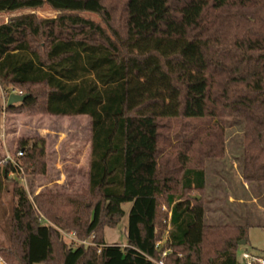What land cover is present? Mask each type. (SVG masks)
Masks as SVG:
<instances>
[{
  "label": "trees",
  "instance_id": "trees-1",
  "mask_svg": "<svg viewBox=\"0 0 264 264\" xmlns=\"http://www.w3.org/2000/svg\"><path fill=\"white\" fill-rule=\"evenodd\" d=\"M44 5L54 18L0 24V87L26 95L4 110L0 95V117L87 118L88 166L68 191L30 196L6 183L14 168L0 155V196L13 199L3 261L240 264L248 227L204 224V166L224 157L226 120L238 119L241 178L264 183V0H0V14ZM17 149L26 177L45 173L43 140ZM124 203L126 245H107Z\"/></svg>",
  "mask_w": 264,
  "mask_h": 264
},
{
  "label": "rangeland",
  "instance_id": "rangeland-1",
  "mask_svg": "<svg viewBox=\"0 0 264 264\" xmlns=\"http://www.w3.org/2000/svg\"><path fill=\"white\" fill-rule=\"evenodd\" d=\"M34 14L41 19H50L56 16V12L44 5L38 9L21 10L14 13L0 14V24L9 18L22 14ZM85 18L99 22V18L93 14H80ZM11 87H0L2 98ZM88 119L76 118H51L45 116L29 115L24 113L5 114L0 117V155L7 154L15 158L18 151V140L27 139L32 143L35 139L44 142L45 173L35 178L26 177L25 190L30 196L37 195L43 190L52 192L68 191L66 179L69 173L74 174L77 169H87L89 157V130ZM242 132L243 122L238 119H228L225 124V153L219 160H208L205 163V188L203 192L206 226H233L231 215L236 217L241 224L264 225V218H257L258 213L264 211V183H247V189L241 186L242 169ZM83 181L82 177L77 178ZM8 185L13 182L6 181ZM20 185V184H19ZM21 187V186H20ZM231 198H241L245 204L233 205ZM255 198V201L252 198ZM255 203H254V202ZM13 199L9 192L0 196V244L7 245L9 233V218ZM131 203H124L121 209L124 212L120 222L113 228H104L103 241L107 245H126V230L128 225V213ZM164 209V208H163ZM261 209V212H260ZM252 219V221H251ZM235 221V222H237ZM167 224L164 237L160 245L164 244L165 235L169 231V215L165 220ZM254 223V224H255ZM248 243L246 249L251 253L257 250L254 244L264 246V228L247 229ZM68 243V238L63 236ZM87 243L90 240H86ZM254 243V244H253ZM238 261L239 259V255ZM0 264H6L0 257Z\"/></svg>",
  "mask_w": 264,
  "mask_h": 264
},
{
  "label": "built area",
  "instance_id": "built-area-1",
  "mask_svg": "<svg viewBox=\"0 0 264 264\" xmlns=\"http://www.w3.org/2000/svg\"><path fill=\"white\" fill-rule=\"evenodd\" d=\"M10 94H15V95H19L22 96L23 93L20 91H16L14 89H10V92L3 97V104L6 103L7 98ZM23 156V150H18L15 154V158H10V156L7 154L4 155V163H9L11 164V166H13L14 171L13 172H9L7 174V181H11V182H17L18 184H20V186L22 188H24L25 190H27L26 188V184H27V180H26V176L24 174L23 168L20 164L19 159ZM62 236H65L66 238H68V243H79L81 245L84 246H88L91 245V242L87 243L86 241H77L75 240V238L73 237L72 234H66V233H61ZM160 242L156 244V246H159ZM239 263L240 264H264V259L260 256H255L252 255L250 253H248L247 251H241L239 253ZM156 264H162L161 262H158Z\"/></svg>",
  "mask_w": 264,
  "mask_h": 264
},
{
  "label": "crops",
  "instance_id": "crops-1",
  "mask_svg": "<svg viewBox=\"0 0 264 264\" xmlns=\"http://www.w3.org/2000/svg\"><path fill=\"white\" fill-rule=\"evenodd\" d=\"M241 186H243V189H247V183H245L243 180H242V178H241ZM254 201H255V198L253 197L252 198ZM253 201V202H254ZM229 202H230V204H233V205H239V204H245V202L241 199V198H239V197H237V198H231V197H229ZM255 203V202H254ZM260 212H261V209H260ZM231 217H232V219H233V223H235L232 227H241V226H244L245 224H241V222L240 221H237L236 220V217L235 216H233V215H231ZM257 218H264V211L262 210V214H260V213H258V216H256ZM204 221H205V210H204ZM235 221H237V222H235ZM251 221H252V219H251ZM255 222H253V223H251V224H248V222H246V226L249 228V229H254V228H264V225L263 224H254ZM210 226V225H209ZM212 226V225H211ZM169 229H170V227H169ZM254 244V243H253ZM255 246L254 247H256L255 249L257 250V252L256 253H251V252H249L247 249H246V247L245 246H243L241 249H240V252L241 251H247L248 253H250V254H252V255H255V256H260L262 253H264V246L263 245H258V244H254Z\"/></svg>",
  "mask_w": 264,
  "mask_h": 264
},
{
  "label": "water",
  "instance_id": "water-1",
  "mask_svg": "<svg viewBox=\"0 0 264 264\" xmlns=\"http://www.w3.org/2000/svg\"><path fill=\"white\" fill-rule=\"evenodd\" d=\"M26 98V95H22V96H19V95H15V94H10L7 98V101H6V106L9 107L11 105H14V104H17V103H21L24 101V99ZM197 200H200V197H195ZM245 242H241L239 245L240 246H244Z\"/></svg>",
  "mask_w": 264,
  "mask_h": 264
}]
</instances>
